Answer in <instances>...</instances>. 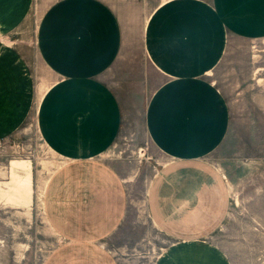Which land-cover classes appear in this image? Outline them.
I'll return each instance as SVG.
<instances>
[{"label": "crops", "instance_id": "0c3cea01", "mask_svg": "<svg viewBox=\"0 0 264 264\" xmlns=\"http://www.w3.org/2000/svg\"><path fill=\"white\" fill-rule=\"evenodd\" d=\"M28 4L0 0V138L24 122L32 102L25 56L2 39ZM260 39L264 0H52L37 45L55 79L39 101L37 122L63 164L43 189L60 239L44 264H124L110 241L136 246L126 236L136 231L126 184L104 158L124 123L120 84L108 79L122 66L142 77L150 69L158 74L144 120L169 162L151 179L143 210L168 243L153 264H230L210 237L227 224L239 184L234 170L245 162L228 161V154L210 159L228 149L232 128L231 105L214 74L222 65L228 72L229 56L253 63L259 54L251 43Z\"/></svg>", "mask_w": 264, "mask_h": 264}, {"label": "rangeland", "instance_id": "374dc122", "mask_svg": "<svg viewBox=\"0 0 264 264\" xmlns=\"http://www.w3.org/2000/svg\"><path fill=\"white\" fill-rule=\"evenodd\" d=\"M51 2L29 0L20 24L2 36L8 47L21 48L34 88L24 122L0 138V264H44L60 244L47 220L42 195L49 177L63 160L48 148L37 122L39 101L55 79L37 45L38 27ZM251 44L252 51L259 54L253 63L229 56L228 72L222 65L214 74L230 102L232 128L224 144L228 149L222 148L210 159L220 160V155L228 154V161L245 162L234 170L239 184L237 194L232 196L227 224L210 237L226 252L230 264H264V69L252 72L255 66L264 68V39ZM141 58L145 62V56ZM124 68L108 74L109 81L120 84L125 115L121 134L104 158L116 167L126 184L130 222L136 226V231L126 232V236L135 240L136 246L120 248L115 241L110 245L117 256L125 259L124 264H153L168 243L164 235L150 227L143 210L151 179L169 162L151 141L144 120L158 74L150 69L148 76L142 77Z\"/></svg>", "mask_w": 264, "mask_h": 264}, {"label": "bare ground", "instance_id": "6f19581e", "mask_svg": "<svg viewBox=\"0 0 264 264\" xmlns=\"http://www.w3.org/2000/svg\"><path fill=\"white\" fill-rule=\"evenodd\" d=\"M262 69H264V68H262V67H258L257 68V70H256V72H258V71H260V70H262ZM262 78H260V80H261Z\"/></svg>", "mask_w": 264, "mask_h": 264}]
</instances>
